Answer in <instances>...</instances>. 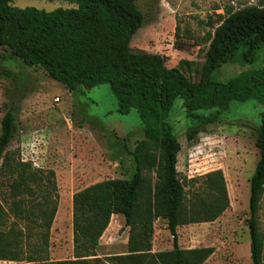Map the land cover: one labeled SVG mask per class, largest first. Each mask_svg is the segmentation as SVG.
Segmentation results:
<instances>
[{"label":"trees","instance_id":"1","mask_svg":"<svg viewBox=\"0 0 264 264\" xmlns=\"http://www.w3.org/2000/svg\"><path fill=\"white\" fill-rule=\"evenodd\" d=\"M77 8L48 12L20 9L0 0V49L28 67H40L72 92L81 86L109 84L118 112L139 113L144 139L132 152L128 178L108 179L73 195L74 258L53 261L50 237L58 212L59 191L52 169L36 168L8 151L15 138L16 110L6 108L0 132V180L7 206L0 204V261L27 264H205L214 248L184 249L180 227L212 223L231 208L221 170L182 177V150L169 122L178 100L182 107L226 108L238 97L264 105V67L227 80L216 78L226 64L248 65L264 49V7L230 11L215 29L198 81L181 68H169L165 57L133 52L134 35L144 25L136 0H74ZM4 76L14 78L10 70ZM262 151L252 179L249 218L253 264H264V237L259 227L264 194V116L258 129ZM196 134L192 130L190 137ZM153 173L154 178L149 174ZM154 177V176H153ZM199 187L191 190V187ZM167 213L173 238L169 251H154L156 212ZM122 215L129 228L127 253L101 258L100 241L112 216Z\"/></svg>","mask_w":264,"mask_h":264},{"label":"rangeland","instance_id":"2","mask_svg":"<svg viewBox=\"0 0 264 264\" xmlns=\"http://www.w3.org/2000/svg\"><path fill=\"white\" fill-rule=\"evenodd\" d=\"M11 1L20 9L48 12L78 7L74 0ZM136 2L144 15V25L133 37L132 51L159 54L165 57L167 67L181 68L194 81L200 78L215 29L228 13L250 6L264 7V0ZM263 67L264 49L251 64L224 65L216 78L227 80ZM7 70L14 73V78L4 76ZM12 104L17 108V132L8 151L36 168L55 171L60 197L51 229L50 257L53 261L73 259V195L104 180L129 177L134 166L132 152L144 139L139 113L133 109L127 115L120 114L109 84L81 86L72 92L44 69L28 67L9 50L0 49V132L6 108ZM263 116L264 105L251 97H238L226 108L192 111L183 108L178 100L171 112L169 122L182 145L178 158L181 176L194 178L221 170L227 182L231 200L228 211L215 222L186 225L178 230L182 248H214L217 255L213 264H253L246 220L252 179L261 159L258 129ZM192 130L196 131L193 138ZM149 176L155 180L153 173ZM1 182L0 204L7 209L3 200L7 188ZM120 216V224L119 217H113L100 241L97 254L101 258L127 253L129 228ZM258 217L264 237V194ZM167 222L166 212H156L155 252L173 247Z\"/></svg>","mask_w":264,"mask_h":264},{"label":"crops","instance_id":"3","mask_svg":"<svg viewBox=\"0 0 264 264\" xmlns=\"http://www.w3.org/2000/svg\"><path fill=\"white\" fill-rule=\"evenodd\" d=\"M179 158V157H178ZM115 216H117V217H119L118 218V220H117V222H118V224H120V222L122 221L121 219L122 218H120L121 216L120 215H113L112 216V219H113V217H115ZM112 219H111V222H112ZM124 221V220H123ZM111 222H110V225H111ZM109 225V227H111ZM109 227H108V229L107 230H109ZM107 230H106V232H107ZM217 255V252H214V254L210 257V259H208V261L206 262L207 264H213V263H215V256ZM23 262H8V261H0V264H22ZM27 264V263H26Z\"/></svg>","mask_w":264,"mask_h":264}]
</instances>
